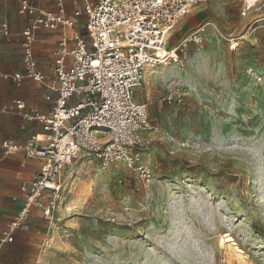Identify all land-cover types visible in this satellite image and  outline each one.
I'll return each instance as SVG.
<instances>
[{
	"label": "rangeland",
	"instance_id": "rangeland-1",
	"mask_svg": "<svg viewBox=\"0 0 264 264\" xmlns=\"http://www.w3.org/2000/svg\"><path fill=\"white\" fill-rule=\"evenodd\" d=\"M245 1L195 5L169 46L207 24L202 38L135 92L155 126L140 159L152 179L82 151L60 219L23 226L0 264H264V0L244 14Z\"/></svg>",
	"mask_w": 264,
	"mask_h": 264
},
{
	"label": "built area",
	"instance_id": "built-area-1",
	"mask_svg": "<svg viewBox=\"0 0 264 264\" xmlns=\"http://www.w3.org/2000/svg\"><path fill=\"white\" fill-rule=\"evenodd\" d=\"M67 1L53 0L54 9H48L19 0L18 13L27 19V26L13 33L7 21L2 25L6 36L21 39L23 48V69L5 77H12L18 86L26 78L40 82L52 107L48 112L27 110L19 98L0 108V113L18 112L40 125L24 141H0V161L19 152L40 160L34 177L20 184L15 199L21 206L2 230L0 250L14 241L16 231L36 211L49 224L60 219L67 188L63 173L82 151L93 153L103 165L122 162L143 180L152 179V169L140 159L148 142L144 134L155 126L147 104L137 101L135 92L149 71L180 63L181 46L199 41L207 26L169 46L176 25L203 0H81V8L72 13ZM255 1H245L244 14ZM83 15L85 34L78 19ZM43 30L61 32L51 74L40 68L34 50ZM173 98L174 94L166 97Z\"/></svg>",
	"mask_w": 264,
	"mask_h": 264
},
{
	"label": "crops",
	"instance_id": "crops-1",
	"mask_svg": "<svg viewBox=\"0 0 264 264\" xmlns=\"http://www.w3.org/2000/svg\"><path fill=\"white\" fill-rule=\"evenodd\" d=\"M31 1L48 9H54L53 0V7L38 4L36 0ZM14 4H16V20L11 17ZM73 5H76V8H73ZM81 6V0L67 1L69 13H72L74 9L81 8ZM18 8L19 0H0V108L6 103L20 98L25 101L27 110L37 109L41 112H48L52 105L45 100L44 87L40 82L26 78L23 84L18 86L12 77H5V75H12L23 69L21 39L16 38L14 34L6 36L2 26L7 21L13 33L22 31L27 26V19L18 13ZM60 37V30H43L37 34L34 42L35 55L40 68L47 74L52 73ZM22 125H26V128L23 129ZM37 129H40L37 121H27L18 112L0 113V141L6 139L24 141ZM39 166L40 160L28 158L21 152L9 155L0 161V235L6 223L12 219L21 206L20 200L15 199L19 195L20 184L25 180L32 179ZM35 218L43 219L41 213L36 211L24 226H34L36 224ZM29 232L28 228H19L15 233L14 241L4 247L13 246L16 242L21 243L22 238Z\"/></svg>",
	"mask_w": 264,
	"mask_h": 264
},
{
	"label": "trees",
	"instance_id": "trees-1",
	"mask_svg": "<svg viewBox=\"0 0 264 264\" xmlns=\"http://www.w3.org/2000/svg\"><path fill=\"white\" fill-rule=\"evenodd\" d=\"M83 16H84V15H83ZM83 16H82V17H83ZM83 34H85V32H83Z\"/></svg>",
	"mask_w": 264,
	"mask_h": 264
}]
</instances>
